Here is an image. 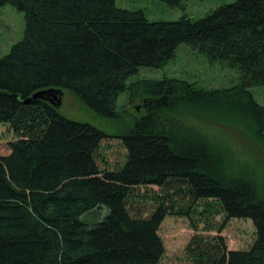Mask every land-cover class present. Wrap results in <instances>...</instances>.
<instances>
[{"label":"trees","instance_id":"trees-1","mask_svg":"<svg viewBox=\"0 0 264 264\" xmlns=\"http://www.w3.org/2000/svg\"><path fill=\"white\" fill-rule=\"evenodd\" d=\"M8 4L24 12L26 26L0 59V124L18 138L0 156V264H160L164 220L196 215L218 233L232 219L251 220L256 240L229 250L220 234L196 235L187 248L193 264H264V174L184 120L237 126L264 150V107L249 89L264 85V0L177 21H150L116 0H0V9ZM182 44L237 70L238 84H129L141 67H164ZM49 89L112 119L124 93H142L157 107L121 136L127 160L111 171L99 165L109 135L66 118L58 101L23 103ZM150 188L159 193H142ZM142 201L154 202L149 213L139 210ZM219 212L224 221L213 225L208 216Z\"/></svg>","mask_w":264,"mask_h":264},{"label":"rangeland","instance_id":"rangeland-1","mask_svg":"<svg viewBox=\"0 0 264 264\" xmlns=\"http://www.w3.org/2000/svg\"><path fill=\"white\" fill-rule=\"evenodd\" d=\"M237 0H180L179 6H171L164 0H116L119 8L143 10L150 21H177L182 17L199 20L217 8L235 3ZM25 14L15 6L5 5L0 9V59L8 55L12 47L22 40L25 32ZM164 77L186 80L204 89L230 88L238 84L240 74L220 62H210L200 52L189 45L182 44L175 57L162 68L141 67L131 77L130 83L142 79L159 80ZM260 77V76H259ZM264 79V72L262 74ZM255 100L264 107V85L249 88ZM60 112L66 118L87 123L103 131L110 137L102 142L99 165L105 170H116L126 163L127 149L121 138L135 121L141 119L157 107L154 102L142 93L131 96L121 94L118 99V118H107L95 114L79 102L69 91H63ZM190 126L197 128L211 137L223 138L234 150L236 156L264 174V150L242 129L228 123L200 120L197 117L185 118ZM18 140L8 124H0V156L11 153V143ZM146 196L159 193L158 188L142 190ZM205 202L198 208L203 212ZM154 202L142 201L139 210L149 213ZM217 210V209H216ZM214 210V211H216ZM133 211V210H132ZM209 220L213 225L224 221V214H212ZM207 216L196 215L194 220L187 217H167L161 225L159 234L163 239L165 254L160 264H193L187 256V248L196 235L213 237L223 236L229 250H248L256 240V229L251 220L232 219L221 233L208 232L204 220ZM197 229V230H196Z\"/></svg>","mask_w":264,"mask_h":264},{"label":"water","instance_id":"water-1","mask_svg":"<svg viewBox=\"0 0 264 264\" xmlns=\"http://www.w3.org/2000/svg\"><path fill=\"white\" fill-rule=\"evenodd\" d=\"M58 94L63 95V91H58L55 89L39 91V92L35 93L34 95H32L30 98L25 99L23 101V103L25 105H30V104H33L34 102L38 101V100H42V101H47V102L55 105L54 102L58 101V104L56 105V107L60 108L62 100L57 98Z\"/></svg>","mask_w":264,"mask_h":264}]
</instances>
